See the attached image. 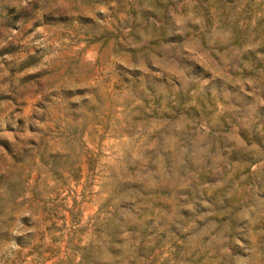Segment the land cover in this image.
Returning <instances> with one entry per match:
<instances>
[{"label": "rangeland", "instance_id": "374dc122", "mask_svg": "<svg viewBox=\"0 0 264 264\" xmlns=\"http://www.w3.org/2000/svg\"><path fill=\"white\" fill-rule=\"evenodd\" d=\"M0 264H264V0H0Z\"/></svg>", "mask_w": 264, "mask_h": 264}]
</instances>
